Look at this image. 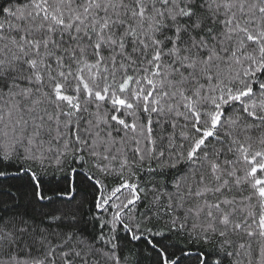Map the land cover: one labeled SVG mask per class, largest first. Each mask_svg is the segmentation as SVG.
<instances>
[{
    "label": "snow or ice",
    "instance_id": "1",
    "mask_svg": "<svg viewBox=\"0 0 264 264\" xmlns=\"http://www.w3.org/2000/svg\"><path fill=\"white\" fill-rule=\"evenodd\" d=\"M0 264H264V0H0Z\"/></svg>",
    "mask_w": 264,
    "mask_h": 264
}]
</instances>
